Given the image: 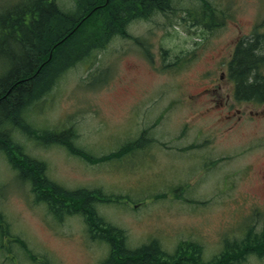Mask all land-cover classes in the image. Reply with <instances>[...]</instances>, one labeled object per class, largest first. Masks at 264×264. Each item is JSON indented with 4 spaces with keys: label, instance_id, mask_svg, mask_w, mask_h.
Wrapping results in <instances>:
<instances>
[{
    "label": "rangeland",
    "instance_id": "374dc122",
    "mask_svg": "<svg viewBox=\"0 0 264 264\" xmlns=\"http://www.w3.org/2000/svg\"><path fill=\"white\" fill-rule=\"evenodd\" d=\"M14 1L0 0V11ZM198 1L113 24L118 32L103 47L62 71L27 107L25 123L45 142L21 131L12 136L45 164L51 181L91 190L98 214L122 229L131 250L157 241L174 253L189 241L207 262L249 231L264 235V103L236 101L227 75L237 40L264 32V0H205L215 15L209 26L193 24L184 11ZM74 3L57 0L65 13ZM18 52L0 45V72L5 56ZM48 131L70 135L84 157L47 143ZM10 169L0 153V212L11 229L3 240L13 252H0V264H102L109 257L107 243L88 239L78 215L59 222ZM237 264H264V257L249 254Z\"/></svg>",
    "mask_w": 264,
    "mask_h": 264
},
{
    "label": "trees",
    "instance_id": "16d2710c",
    "mask_svg": "<svg viewBox=\"0 0 264 264\" xmlns=\"http://www.w3.org/2000/svg\"><path fill=\"white\" fill-rule=\"evenodd\" d=\"M15 1L0 11V45L9 42L23 51V54L6 56L12 59L6 61L2 67L4 72H0V124L6 128L0 135V153L10 170L29 184L33 203L44 205L59 222L67 216L78 215L91 240H104L109 244L110 254L104 264H237L249 254L263 258L264 250L256 251L255 247L264 246V235L251 231L243 243L226 244L222 252L207 262L201 260L199 245L189 241L180 244L174 253L164 251L157 241L131 250L123 231L98 214L93 201L97 196L91 190H71L51 181L45 174V164L30 157L21 144L11 140L12 133L21 131L22 136L43 144L44 138H39L25 123L27 107L29 110L36 100L49 93L68 66L85 61L89 54L97 51V46L103 47L104 42L118 32L113 24L148 19L156 12L166 15L174 10L177 0H74L73 14L63 12L55 0H47L46 4L44 0ZM199 1L200 9L184 11L193 24L209 26L215 18L214 10L205 0ZM99 31L103 32L97 38ZM253 34L235 43L227 75L233 83L235 100L264 103V34ZM146 132L138 141L145 138ZM47 136V143H56L69 153L84 157L82 151L71 144L70 135L48 131ZM10 230L0 212V252L7 255L12 250L3 238L10 236ZM20 240L13 238L12 242L21 246Z\"/></svg>",
    "mask_w": 264,
    "mask_h": 264
},
{
    "label": "bare ground",
    "instance_id": "6f19581e",
    "mask_svg": "<svg viewBox=\"0 0 264 264\" xmlns=\"http://www.w3.org/2000/svg\"><path fill=\"white\" fill-rule=\"evenodd\" d=\"M55 1L57 2V0H55ZM44 3L46 4V3H47V0H44ZM75 10H76V9H75ZM73 12H74V11H73ZM73 12H67V13L73 14ZM14 47H15V46H14ZM25 47H26V46H25ZM15 48H18V45H17V47H15ZM19 50H20V53L23 52L21 49H19ZM26 50H28L27 47H26ZM4 53L6 54L5 51H4ZM20 53H19V54H20ZM22 54H23V53H22ZM30 56H31V55H30ZM5 59H6V60H10V59H12V58H11V57L6 58V56H5ZM68 64H69V62H67L65 65L67 66ZM65 65H64V67H66ZM70 66H71V65H70ZM70 66H68V67H70ZM61 68H62V67H61ZM61 68H60V69H61ZM34 74H35V72H34ZM4 126H5L4 124H0V135L3 134L4 131H6V128H4ZM11 140L13 141V138H12Z\"/></svg>",
    "mask_w": 264,
    "mask_h": 264
}]
</instances>
